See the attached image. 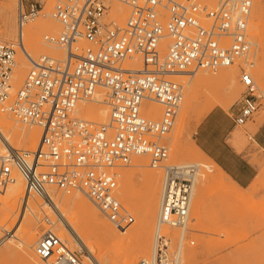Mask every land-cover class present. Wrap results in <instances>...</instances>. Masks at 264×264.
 <instances>
[{"label":"built area","instance_id":"built-area-1","mask_svg":"<svg viewBox=\"0 0 264 264\" xmlns=\"http://www.w3.org/2000/svg\"><path fill=\"white\" fill-rule=\"evenodd\" d=\"M51 15L59 23L58 35H46L49 45L65 50L63 59L42 55L11 93L15 45L0 39V112L40 129L34 151L11 150L10 162L0 163V192L24 181L27 196L48 198L50 189L87 197L115 227L133 217L116 198L117 173L135 155H147L149 166L162 169L157 228L149 259L136 264H178V249L162 227L186 230L193 168L162 163L168 157L160 138L169 132L182 100V86L166 77L189 75L199 69L215 71L246 56L252 44L247 20L252 0H220L216 6L186 5L178 0H114L129 9L122 25L105 21L109 0H52ZM112 1V0H111ZM17 25L33 20L42 0H16ZM166 39L165 53L160 45ZM168 39V40H167ZM20 42V41H19ZM86 45L80 48L79 43ZM139 55L141 67L123 63ZM242 92L232 114L242 125L264 103L250 73L238 65ZM247 77V80H245ZM97 88L106 90L109 122L94 127L78 117L79 101L91 99ZM161 107L159 119L141 114L146 102ZM180 245V244H179ZM35 256L49 264H84L65 241L44 233L34 246Z\"/></svg>","mask_w":264,"mask_h":264},{"label":"rangeland","instance_id":"rangeland-1","mask_svg":"<svg viewBox=\"0 0 264 264\" xmlns=\"http://www.w3.org/2000/svg\"><path fill=\"white\" fill-rule=\"evenodd\" d=\"M42 1L44 3L41 11L33 20L28 21L26 23L27 25H24L23 27V29L34 28V30H36V37L39 40V49L34 53H30V55L33 60H37L42 55L61 60L65 56V50L56 45H49L44 40L46 35L55 36L61 31L59 23L54 17L50 16L53 1ZM112 1L109 0V2H107L109 9L105 15V21L114 20L118 25H122L129 14V9L119 5L114 0ZM178 1L186 5L204 4V6L206 5L207 7L212 8L216 6L220 0H213V2H206L203 0ZM2 4H6L4 5L5 7H3ZM116 4L122 7V16L116 15V13L113 15L112 13V8H114ZM7 9L10 10L12 18L11 25L7 28L8 33L5 34L3 18L6 11H8ZM247 27L252 47L246 56L239 58L232 65L219 67L215 71L199 69L184 77L183 75L166 77L168 80L174 81L182 86L183 97L179 104L173 126L168 133L160 138V143L164 144L168 149V157L162 164H191L196 162L199 164L200 171L210 175V177L206 176L207 180L204 181L198 194H195L198 183L194 185L188 221L181 244L179 243L180 233L177 229L162 227V229H165L163 230L164 233L171 238V252H176V249L180 251L181 247V252L179 253L177 261L178 264H264V150L255 143V136L258 134V127L264 119V103L252 118L247 120L244 124L234 125L231 120V115L234 113L233 107L243 90L239 83L238 65L246 67L258 89L264 92V0H252ZM16 34V0H0V39L11 42L15 45V60L17 61L18 58L16 53L18 46ZM166 42L165 39L160 45L162 55L166 51ZM85 45L86 44L83 42L79 43L80 48ZM133 57L134 58H131L130 60L126 59L123 63V67L140 68V56L133 55ZM26 64L28 65L27 73L31 66H29L28 63ZM194 74H196L195 78L200 76L209 78L210 86L206 91H202L201 89L198 90L193 97L194 99L192 98L189 107H185L183 102L186 91L185 81L192 79V75ZM226 74L232 75L233 81L231 86L227 84ZM21 83L16 84L14 73L12 71L10 82L12 88L11 93L17 90ZM182 83H184V85H182ZM96 90L101 91L103 97L102 100L105 102L106 90L102 88H97ZM80 104L87 106V109H85L87 111H85V113L84 110H76V115L90 123L93 122L91 124L94 127L109 122V108L106 103H95L89 98L86 101L77 103L78 106H80ZM148 105L150 106V110H153V117H151V119H159L161 107L150 102H148ZM208 105H212L210 111L215 109L222 111L226 115V119L219 120L220 124H231V133L228 138V143L237 152L242 153L247 159L260 167L258 176L248 187L241 188L234 185L229 179H227V177L214 169L208 159L198 155L193 149L190 150L189 143L198 146L196 141V129L199 122L210 112L209 110L206 112V107ZM97 108L105 109V117H102L97 113ZM90 109H92L91 112L93 113H90ZM95 113L97 115H94ZM0 114L18 125L37 129L38 140L36 145L38 144L40 129L37 126L21 123L10 113L0 112ZM234 132L241 133L243 145L240 150L236 148L232 139ZM177 145L182 150H190L191 153H193L192 158L176 157L173 151L174 147H177ZM36 147L37 146L35 145L34 147H28V145L22 144L18 151H34ZM138 160H141L143 163V166L140 168L136 167V162H138ZM2 162L3 161L0 160V163ZM124 171H129L130 176L128 175L124 177L122 175ZM113 172L118 174L115 189L116 198L133 217L132 223L119 228L113 226L85 196L84 197L88 202H90V204L97 210L98 216L101 220L106 221L112 229L121 230L119 235L114 238V241L116 240L117 242H112L114 243L113 245L111 243L113 238H108L105 235H102L99 231L95 230L89 221L80 218L78 221L89 241L95 246V250L97 249L98 257L107 264H121L124 258L135 257L138 254L136 249H139L140 247L143 250L144 248H148L145 250L147 251L146 253L137 255L134 258L133 264H136L141 259H149L151 257L154 230L157 227L159 205L158 195L160 193L162 181V169L160 167H150L147 155H135L127 165L117 166L113 169ZM144 172L157 173L158 192L155 213H153L152 222H149L148 224V230L150 229L151 231L149 232V235H142L139 237L136 230L139 223L136 221H138L143 212L141 203L144 202L146 194ZM14 175L15 177L19 176L16 173ZM13 184L14 182L6 186L10 188L12 193L15 190L12 188ZM49 192H52L56 198L58 197L60 202L65 196L78 193V191L65 193L54 189H50ZM118 192H121L122 195L128 198L129 204L121 199ZM8 194L10 195V198L7 199L3 205L1 203V198L5 196V193L2 191L0 192V264H26L17 248V245L20 242L15 236L19 237L24 228L29 225H31L32 231H36L39 228L42 230L54 228L56 224H51L50 218L47 216L49 214L46 215L47 211H43L45 210L43 205H46V203L42 205V203L45 202L43 198H39V196L34 193H30L27 196L25 189L22 196L18 195L17 197H12L11 193ZM34 197H37V199H33ZM25 198H28L30 203L33 201L32 204L35 205L36 212H32L24 207L23 201ZM37 200H39L40 203L37 204ZM194 202L198 205V208L197 210L191 211ZM191 214H193V216L195 215L194 219ZM40 237H38L37 240ZM62 239L66 240L65 237ZM68 246L74 251L70 244H68ZM80 258L84 262L83 257ZM33 262V264H49V262L39 260L36 256L34 257ZM95 263L97 264V262ZM84 264L86 263L84 262Z\"/></svg>","mask_w":264,"mask_h":264},{"label":"bare ground","instance_id":"bare-ground-1","mask_svg":"<svg viewBox=\"0 0 264 264\" xmlns=\"http://www.w3.org/2000/svg\"><path fill=\"white\" fill-rule=\"evenodd\" d=\"M203 1L213 2V0H203ZM118 4L126 7L125 5H122L120 3H118ZM4 5H6V4H4ZM4 5H3V7H5ZM119 5L116 4L115 7L112 8L113 15H115V13H116V15H119V16L123 15L121 13L122 7ZM11 15L12 14H10V10H8V11H6L5 16L3 18L4 26H5V34L8 33L7 28L10 27V25H11V18H12ZM50 16H52V15L50 14ZM26 23L23 24L21 30H19V27L17 25L16 36H17V46L18 47H17L16 56H17L18 60L17 61L15 60L14 66L12 68V71L14 73V80H15L16 84H20L22 82L25 74H26V71L28 69V65L26 63H28L29 66H32V61H34V62L38 61V59L33 60L31 58V55H30V53L36 52L40 47L39 46V40L36 37V30H34V28H26V29L24 28L23 29L24 25H27ZM166 45H167V43L165 44V46ZM133 58L134 57H132V59ZM184 76H186V75H183V77ZM195 76H196V74L192 75V79H190L188 81L184 80L185 85H186L185 86L186 91H185L184 99H183L185 107H189L192 98L195 96V94L197 93L198 90L201 89L202 91H206L210 86L209 78L202 77V76L195 78ZM226 80H227V84L231 86L232 81H233L232 75L226 74ZM182 85H184V83H182ZM102 99H103V97H102L101 91L96 90L95 93L93 94L92 98H91V101H93L95 103H99V104H105V102ZM82 101H86V100H82ZM82 101H79V102H82ZM148 102H146L141 108V114L146 116V117H149V115L151 113L150 106L148 105ZM150 103H153V102H150ZM76 107H78V108H76ZM76 107H75V112H74L75 114H76V110L79 111V109L84 110V112L87 111V110H85V109H87V106H85L84 104H82V105L80 104V106L76 105ZM89 108H91V107H89ZM211 108H212V105H208L206 107V112H208V110L210 111ZM91 111H92V109H90V113H93ZM96 111L102 117H105V109L104 108H97ZM94 115H97V114L95 113ZM91 123H93V122H91ZM99 124H102V123H99ZM234 138L237 139V141L234 144L236 145V148L238 150H240L242 148V145H243V141H242L243 139L241 138V133L236 132ZM37 140H38L37 129L30 128V127L28 128V127L18 125L14 122H11L9 119H6L4 116H2L0 114V160L1 161L10 162V160L8 159V154H10L11 150H18L22 144H26V145H28V147H34V145L38 146V144L36 145ZM38 143H39V141H38ZM189 145H190V150L193 149L198 155L203 156L206 159H208L214 169H216L219 173H221L222 175L227 177V175L212 160H210L208 157H206L205 154L195 144L189 143ZM190 150L189 151L188 150H182L177 145V147H174L173 152H174V155L176 157H180V158L186 157V158L190 159L193 156V153H191ZM27 152H29V151H27ZM136 160H137V158H136ZM199 163H200V161H199ZM184 165H188V166H191L193 168V171L191 173V180H192L191 200H192L194 185L198 183V187H197L196 192H195V194L196 193L198 194L199 189H201L204 181H206L207 177L208 176L210 177V175L200 171L201 169H199V164L196 162L191 163V164L187 163ZM142 166H143L142 161L138 160V162H136V167L140 168ZM140 174H141V172H140ZM156 174L151 173V172H147V173L144 172V178H145V183H146V194H145L144 202L141 203L142 208H143V210H142L143 212L140 215L138 221H136L137 223H139V226L136 229L139 237H141L142 235L143 236L149 235V232L151 231L150 229L148 230V224H149V222H152L153 213H155V208H156V204H157L158 177L156 176ZM122 175L124 177L128 176L129 171L128 172L124 171L122 173ZM16 177H15L14 184L12 186V188L15 189L13 191V193L10 191V188H8V187H5L2 190V192L5 193V196L3 198H1V201H2L1 203L3 205H4V202L10 198V195L8 193H11L12 197L13 196L17 197L18 195L22 196L24 193V181L20 176H16ZM123 185H125V184H123ZM118 194L121 196L122 200H124L125 202H127L129 204L128 198L126 196L122 195L121 192H118ZM158 197H159V195H158ZM35 198L37 199V197H34L33 199H35ZM44 200H45V202H43L42 205L46 203L47 206L43 205V208L45 210H43L41 206L40 207L43 211L48 212V213L46 212V215L49 214L47 216H49L48 218H50L51 224L55 223L56 225L54 226V228H48L45 230H42L39 228L36 231H32L31 225H29L26 228H24L23 232L21 233V235L19 237L15 236L20 242L17 245V248L22 255L23 261L26 264H33L34 263L33 262L34 257H35L33 254L34 253V246H35L34 244L37 243V241H38L37 238L42 236L44 233L50 232V233H53L54 235H56L57 237H59L61 240H63L62 238L65 237L66 240H63V241L70 244L73 247L74 252L77 253L80 257H83L84 262L86 264H96L95 262H97V264H107L106 262H103L100 259V257H98L97 249L95 250V246H93L92 242L89 241L86 233L83 232L81 225L79 224L78 219L80 218V219H84V220L89 221L90 224H92V226L95 228V230L99 231L102 235H105L108 238L112 237L113 241H111V243L117 242L116 240L114 241V238L117 235H119L121 230H118V229L114 230L110 227V225L106 221L101 220L98 216L97 210L90 204V202H88V200L80 192L74 193L73 195L65 196L61 202L59 201L58 197L56 198L54 196V194H52V192H49L48 198L44 199ZM38 201L39 200L36 201L37 204L40 203V201L39 202ZM32 202L33 201H31V203H30L28 198H25V200L23 201V205L28 210H30L32 212H36L37 210L35 208V205L32 204ZM197 208H198V205H196L194 202V205H193L191 211L197 210ZM191 216L193 219L195 218V215L193 216V214H191ZM157 230H158V228L156 227V229L154 230V234ZM163 230H165V229H162L161 233L164 232ZM183 235H184V232H183L182 236ZM146 242H147V240H146ZM114 243H112V244L114 245ZM143 243H145V242H143ZM153 246H154V238H153ZM153 246H152V252H153ZM147 249L144 248V250H143L141 247L139 249H136V251L138 253L137 255L146 253L147 251H145V250H147ZM32 251H33V253H32ZM180 252H181V247H180V251L178 250L177 256H179ZM135 257L124 258L122 260L121 264H133ZM94 260H96V261H94Z\"/></svg>","mask_w":264,"mask_h":264},{"label":"crops","instance_id":"crops-1","mask_svg":"<svg viewBox=\"0 0 264 264\" xmlns=\"http://www.w3.org/2000/svg\"><path fill=\"white\" fill-rule=\"evenodd\" d=\"M226 118L222 111L215 109L210 111L197 126V147L227 175V179L229 178L234 185L245 188L258 176L260 167L228 143L231 124L219 122L220 119ZM235 134L236 132L232 135L234 143L237 141L234 138ZM255 143L264 150V119L258 127Z\"/></svg>","mask_w":264,"mask_h":264},{"label":"snow or ice","instance_id":"snow-or-ice-1","mask_svg":"<svg viewBox=\"0 0 264 264\" xmlns=\"http://www.w3.org/2000/svg\"><path fill=\"white\" fill-rule=\"evenodd\" d=\"M245 80H247V77H245Z\"/></svg>","mask_w":264,"mask_h":264}]
</instances>
